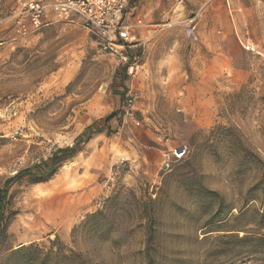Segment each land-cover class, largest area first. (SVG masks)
I'll return each instance as SVG.
<instances>
[{
    "label": "rangeland",
    "instance_id": "374dc122",
    "mask_svg": "<svg viewBox=\"0 0 264 264\" xmlns=\"http://www.w3.org/2000/svg\"><path fill=\"white\" fill-rule=\"evenodd\" d=\"M10 6L0 0V189L36 174L7 188L0 263L57 237L93 264H147L137 200L151 197L150 264H264V0H132V79L77 23L18 37ZM198 186L218 196L187 192ZM99 211L103 240L80 228Z\"/></svg>",
    "mask_w": 264,
    "mask_h": 264
},
{
    "label": "built area",
    "instance_id": "2783aa9c",
    "mask_svg": "<svg viewBox=\"0 0 264 264\" xmlns=\"http://www.w3.org/2000/svg\"><path fill=\"white\" fill-rule=\"evenodd\" d=\"M9 3L8 20L18 37L27 39L57 23H77L94 39L99 48L112 56L123 68L125 78L132 79L142 71V57L133 51L137 46L131 24L125 20L132 0H4ZM133 25H141L136 17ZM127 106L132 101L127 100ZM186 152L174 150L164 155L180 160Z\"/></svg>",
    "mask_w": 264,
    "mask_h": 264
},
{
    "label": "trees",
    "instance_id": "16d2710c",
    "mask_svg": "<svg viewBox=\"0 0 264 264\" xmlns=\"http://www.w3.org/2000/svg\"><path fill=\"white\" fill-rule=\"evenodd\" d=\"M123 82L124 80L122 81V84ZM113 116L114 114L108 115L105 118V121L107 122L108 120L112 119ZM75 150L76 147L58 150L49 158L47 166L43 167V169L40 171V174L42 176L51 175L54 171L55 166L64 161L65 159H69L70 157H72V154L75 152ZM24 174L35 176L36 173H34L31 169L25 170L24 172H18L13 177L8 178L5 182L4 187L0 189V219L2 216V210L4 207L3 202L7 195L8 186L10 185V183L20 180L24 176ZM187 190V192L191 196L202 201L218 196L215 192L209 191L208 189H205L202 186L189 188ZM112 200L117 201L116 198H113ZM153 203L154 201L153 199H151V197L148 198L147 202L143 203L140 202V200H137V208H140L141 210L139 214V220L142 224L146 239L144 258L147 264H150L152 262L149 250L151 248V243H153L154 239V229L151 225L153 214L150 212V206ZM220 217H222V213L220 214ZM110 219L111 217L109 216V214L103 211L89 214L86 217V220L80 226L81 231H83L87 236L95 237L98 240H103L107 238V227L111 222ZM223 220L220 219L218 220V222H221ZM2 232L3 229L0 225V234ZM237 239L239 241H245L246 239H248V237H237ZM253 239L256 246L264 247V237H257ZM49 243L50 245L48 247L38 246L35 244L20 245L15 249L9 250L3 256L2 262L0 264H93L91 261H87L80 253H77L74 250L67 248L65 245H63V243H61V241L57 237L53 241H49Z\"/></svg>",
    "mask_w": 264,
    "mask_h": 264
}]
</instances>
